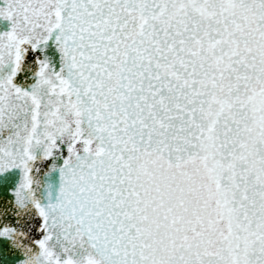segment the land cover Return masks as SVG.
I'll return each instance as SVG.
<instances>
[{"label":"snow or ice","instance_id":"snow-or-ice-1","mask_svg":"<svg viewBox=\"0 0 264 264\" xmlns=\"http://www.w3.org/2000/svg\"><path fill=\"white\" fill-rule=\"evenodd\" d=\"M0 264H264V0H0Z\"/></svg>","mask_w":264,"mask_h":264}]
</instances>
